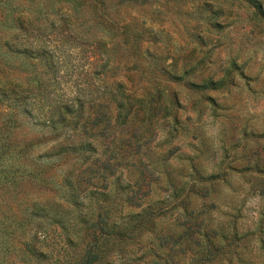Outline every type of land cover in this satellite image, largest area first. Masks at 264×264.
Returning <instances> with one entry per match:
<instances>
[{"label": "rangeland", "instance_id": "1", "mask_svg": "<svg viewBox=\"0 0 264 264\" xmlns=\"http://www.w3.org/2000/svg\"><path fill=\"white\" fill-rule=\"evenodd\" d=\"M51 1L7 3L46 12L40 26L58 34L49 63L16 56L9 78L58 102L81 90L80 123L94 115L91 90L105 97L121 81L126 99L117 123L118 110L103 109L109 134L90 129L97 150L84 154H51L64 133L17 114L3 156L14 166L10 194L48 200L58 211L62 222L46 226L56 242L47 251L60 260L78 255L96 230L103 264H264V0H88L72 15L74 35L63 0ZM207 80L220 87L190 85ZM150 107L157 113L147 117ZM111 182L127 186L110 197ZM10 262L0 255L1 264Z\"/></svg>", "mask_w": 264, "mask_h": 264}, {"label": "trees", "instance_id": "2", "mask_svg": "<svg viewBox=\"0 0 264 264\" xmlns=\"http://www.w3.org/2000/svg\"><path fill=\"white\" fill-rule=\"evenodd\" d=\"M9 1L0 0V106H4L2 110L7 111L4 114V120L0 122V133L5 132V134L0 135V149H2L0 150V255L12 257L13 262H10V264H103L104 256L98 252L100 248H103L105 243H103L104 241H100L96 230L88 233V241L78 255L66 253L63 256V260H60L55 259L47 251L49 247L53 249L56 242H49L51 240V238L49 239L51 232L46 226L47 224H60L62 218L58 215V211L54 208V205L50 204L48 200L30 203L27 200V196L22 195L17 197L10 194V182H12L13 177L9 178V176L13 174L11 170L14 166L13 164L6 163V159L3 156L4 154H9V149L12 147L8 133L20 121L19 118L17 119V114L19 113L32 120L35 126L48 127L52 131L58 132V135L61 132L64 133V143L55 145L50 152L51 154L96 152L97 147L88 140L87 133L90 129L97 128V133L107 137L111 126L106 113L103 111L105 108L114 106L118 110L115 118L116 123L121 119L120 110L123 109L126 99L124 93L120 91L123 83L121 81L112 82L110 85L111 89L105 97L101 93H98L97 89L91 90L89 95L92 97L87 102L89 109H95L94 115L91 118H86L82 123H80V120L83 118L86 101L79 93L81 90L71 98L58 102L53 99L50 100L45 93L38 97L37 94H33L34 90L29 85L15 83L9 78V72L14 69L13 64L16 56L23 55L25 57L46 59V62L49 63L48 60L54 57V50L56 49L55 46L51 48L50 42L53 40L50 37L55 38L58 34L46 31L45 27L40 26L41 22H48L46 12L37 11L36 15H34L32 11L22 6L10 8L8 5L11 4V0ZM86 1L88 0L62 1L61 7L65 9L62 14L65 17L63 18L66 22L65 28H67L70 35H74L72 33V26L75 21H73L72 15L74 12L78 13V10L81 9V6ZM127 1L138 0H118L120 4ZM59 2L61 3V0L51 1L52 4ZM255 6L258 11L262 12L260 6ZM40 16H42L41 19ZM50 26L53 28L57 25L50 22ZM98 44L102 46V43ZM172 78L176 80L180 79L178 76H172ZM92 85L94 86L95 82ZM190 85L199 90H216L220 87L219 82L212 80L199 84L191 83ZM94 93L97 94L94 95ZM45 101L48 102V107L43 112ZM152 101L153 99L149 101V105ZM174 101H176V98H174ZM9 108L15 109L16 112L10 113L7 110ZM145 113L149 117L151 114H156L157 110L150 107ZM63 128H66L65 132L62 130ZM19 153L26 155V150H20ZM108 160L109 157L103 163V167L110 172L111 168H107ZM33 178L45 184L44 178H37L35 174H33ZM86 179L84 177L77 178V182L78 184H82L86 182ZM109 185L110 188L107 194L110 197L113 194H117L119 190L123 191L127 186H123L117 182H111ZM126 198V202L133 203V196L126 194ZM70 199L77 205L82 203L78 201L75 194H72ZM33 218H38L41 222L35 223L36 231L33 235H30L29 227L32 224ZM98 223L101 224V220ZM93 225L98 227L97 223ZM66 240L68 243L74 242V239L69 236H66ZM59 243L57 242V245ZM57 252L60 253V251ZM68 255H72V257L67 258ZM76 255L77 258H74ZM122 264L130 263L127 261ZM146 264L163 263L151 261Z\"/></svg>", "mask_w": 264, "mask_h": 264}]
</instances>
